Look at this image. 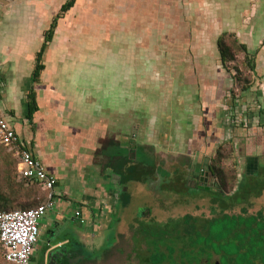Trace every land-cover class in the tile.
<instances>
[{
  "label": "crops",
  "instance_id": "obj_1",
  "mask_svg": "<svg viewBox=\"0 0 264 264\" xmlns=\"http://www.w3.org/2000/svg\"><path fill=\"white\" fill-rule=\"evenodd\" d=\"M66 1L0 0V112L57 179L55 207L50 210L55 220L72 214L76 224L72 236L44 247L43 264H92L87 258L104 259L120 229L130 226L133 232L143 219L130 214L136 186L143 185L156 196L187 194L188 188L174 184L178 180L187 184L191 177L197 191L215 190L202 172L229 139L242 153L236 158H244L241 180L251 186L263 181L264 21L260 30L253 27L260 0H248L251 11L243 14L239 26L230 22L233 1L194 0L202 25L174 42L169 31L159 57L149 43L141 58V48L133 46L131 64L127 57H119L121 50L113 60L106 55L96 59L90 48L72 41L62 42L69 48L62 53L57 41L68 13L44 55L40 83L34 84L45 32ZM182 1L187 7L188 0ZM208 2L214 4L212 13ZM224 33L244 44L256 64L252 87L242 93V101L236 99L227 108L225 98L231 99L235 82L218 48ZM79 48L89 54H75ZM78 77L85 78L81 89L76 86ZM150 79L151 85L145 86ZM143 88L148 93L141 94ZM33 89L38 111L31 122L28 95ZM101 101L108 109H102ZM137 210L152 214L153 208L143 205ZM78 211L84 223L75 218ZM45 225L41 223V230ZM113 234V246L106 247ZM99 249L104 252L100 259L85 254Z\"/></svg>",
  "mask_w": 264,
  "mask_h": 264
},
{
  "label": "rangeland",
  "instance_id": "obj_2",
  "mask_svg": "<svg viewBox=\"0 0 264 264\" xmlns=\"http://www.w3.org/2000/svg\"><path fill=\"white\" fill-rule=\"evenodd\" d=\"M230 1L234 2H232L233 5L230 4V11H233L229 13V15L233 17L230 22L239 26L242 21L241 17L244 13L251 11L252 5L248 0ZM263 2L264 0H260V3H258L260 5L258 8L261 10H259L258 15L253 19V27L258 30L263 27ZM185 4L186 3L182 0H80L79 5L69 12L62 24V31L57 41L61 46L60 51L64 53L69 49L62 44V42L72 41L76 45H84L86 48H90V54L92 57L95 56L96 59L104 58V55H106L108 60H113L115 59L114 56L116 52L121 50L119 52V57H127L125 61L131 64L132 60L130 54L132 53L131 50L133 46L135 48V46L138 45V48H141L138 51L141 58L147 53V51H144L142 48L149 43L151 44L150 47L156 48V54L157 57H159V54H163V44L168 37L169 31H171L173 37L172 41L174 42L179 36L187 38L189 30L203 23V20L196 16L198 3L194 0H188L187 7H184ZM207 4L208 11L212 13L215 9L211 6L214 4L209 2ZM186 8L187 12L184 14ZM254 10V12L258 11L257 8H254ZM9 29L10 28H8V30ZM29 47H31L30 44ZM122 48L127 49L126 54ZM160 48H162V50ZM136 51L137 48L134 52L136 53ZM77 53H81L80 57L84 54H89L88 51H83L82 48L75 50V54ZM178 55L179 53L177 51L174 56L177 57ZM233 66L234 65L231 66L232 69ZM149 77L153 78V76ZM148 82L149 85H145L147 87L151 85V79L148 80ZM84 83H86L85 78L78 77L76 86L81 89ZM79 89L76 90L78 91ZM155 89H157V86H155L154 90ZM146 90L147 89L143 88L141 94L148 93ZM233 90H231L230 93H232ZM241 95L242 93H240L238 97L240 101H242ZM225 100V103L224 100H222V103H224L227 108L228 104L232 103L234 99L231 97V99L225 98ZM99 104H101L102 109H108L107 102L101 101ZM226 143L233 146V151L230 157L225 159V167L227 169H236L238 181H240L243 174L244 158H239L242 157V153L239 148L235 146L236 142L234 139H229ZM237 156L239 157L236 158ZM1 172L0 166V174ZM209 179L210 186L215 187V185L218 184V181L214 180L211 175ZM247 184L249 185L248 181ZM31 187L34 189L39 199L43 201L46 198L47 194L42 187L37 185ZM253 187V194H251L250 198L252 206L249 208V215L255 217L259 216V212H262L264 218L263 181L255 183ZM236 189L237 187H229L227 192L231 195ZM258 191H260L259 195L257 193ZM215 197L224 199L213 189L187 194L182 192L177 195H167L164 192L156 196L148 192L143 185H139L135 188L134 209L130 214L131 218L133 216L138 218L139 211L137 209L146 205L147 207L153 208L152 219L160 223H166L171 219H178L187 214L193 215L194 217H205L210 219L214 216L212 211L216 210V207L212 208L210 199ZM227 201H229V199H227ZM240 211L241 207L235 209L236 214L240 213ZM73 218L74 216L71 214L65 216L63 221L58 222L55 220L54 215H52V211L49 210V212L46 213L41 222L42 225L44 222L46 225L42 226L41 236L35 246V253L31 264H43V249L50 241L54 242L65 236L73 235V230L76 225ZM246 222L249 225L255 223L254 219L247 220ZM49 224L51 226L48 228ZM221 225L222 224L218 226ZM258 225L261 226L262 222H259ZM120 232V237L116 243H114L115 234H113L106 244V247H111L114 243L111 252H108L104 259L93 261V264H141L138 258V256H140V251L137 248V239L134 242L131 241L133 233L132 227H122ZM235 249V247H230L227 252L233 255L237 254V249ZM103 253L104 252L100 251V249L92 253L89 251L85 252L90 258L95 257L97 259H100ZM1 255L2 248H0V264H6ZM71 262L72 261H69L68 263L71 264ZM234 262L237 263V260ZM246 264H248V262Z\"/></svg>",
  "mask_w": 264,
  "mask_h": 264
},
{
  "label": "trees",
  "instance_id": "obj_3",
  "mask_svg": "<svg viewBox=\"0 0 264 264\" xmlns=\"http://www.w3.org/2000/svg\"><path fill=\"white\" fill-rule=\"evenodd\" d=\"M78 0H67L61 7L60 12L54 18L50 29L45 32L44 43L37 54V64L33 74L34 84L40 83L41 75L45 70L44 55L48 46L53 42L59 21L63 19L77 4ZM218 48L221 61L228 73L233 76L235 86L232 91L233 101L238 99L239 94L248 91L254 82L256 64L254 57L247 47L229 33H224L218 40ZM233 66V69L231 66ZM29 112L28 119L32 122L38 111L37 95L33 90L28 95ZM233 146L225 143L218 148L216 156L211 160L208 169L202 173H210L217 180L216 191L222 198H211L210 204L214 216L210 219L194 217L187 214L178 219H171L166 223L156 222L153 225H141L133 231L137 236L136 244L140 252H146L145 258L140 254L142 264H191L199 263L202 258L207 259V252H224L228 257L223 263L229 264H264V218L263 213L259 216L249 215L251 194L253 185H248L246 180L238 181L236 169H227L224 161L230 157ZM20 158L15 146H5L0 142V210H28L43 205L48 198V192L36 182L25 179L18 170ZM205 180V179H204ZM249 184H251L248 181ZM40 186L46 192V198L42 201L31 186ZM174 185L188 188L190 193L198 190L194 178L189 177L187 184L178 180ZM236 188L229 195L228 188ZM264 191V178H263ZM258 195L260 191L257 192ZM229 201H227V199ZM241 207L240 213L235 209ZM253 217V218H252ZM254 219L255 223L247 224V220ZM228 221V222H227ZM259 222L262 225L259 226ZM222 224L221 226H218ZM139 238V239H138ZM141 239V240H140ZM235 247L237 254H231L228 248ZM1 248V247H0ZM235 249V250H236ZM150 253V255L148 254ZM197 254V255H196ZM2 259L8 263L3 255ZM204 256V257H203ZM207 257V258H206ZM1 259V257H0ZM237 260V263L234 261ZM239 260V262H238ZM92 263V259L86 260ZM90 261V262H89Z\"/></svg>",
  "mask_w": 264,
  "mask_h": 264
},
{
  "label": "built area",
  "instance_id": "obj_4",
  "mask_svg": "<svg viewBox=\"0 0 264 264\" xmlns=\"http://www.w3.org/2000/svg\"><path fill=\"white\" fill-rule=\"evenodd\" d=\"M0 142L5 146L16 147L20 158L19 173L25 179L40 184L48 192L47 201L37 208L0 210V247L5 260L11 264H31L41 234V221L55 207L57 179L48 173L45 165L22 142L17 131L1 112ZM75 218L85 222L81 211L75 213Z\"/></svg>",
  "mask_w": 264,
  "mask_h": 264
},
{
  "label": "flooded vegetation",
  "instance_id": "obj_5",
  "mask_svg": "<svg viewBox=\"0 0 264 264\" xmlns=\"http://www.w3.org/2000/svg\"><path fill=\"white\" fill-rule=\"evenodd\" d=\"M139 215L143 218L142 220H140V223H139V226H137L136 228H139L141 225H147V226H150V225H153L155 224L156 222H158L157 220L155 219H152V214H151V211L150 210H141ZM148 217L149 220H145L147 219ZM160 223V222H158ZM137 239V236H134V234L131 236V241H135ZM139 239V238H138ZM141 240V239H140ZM141 255H143L141 257V259L145 258L144 256H146V252H140ZM150 255V253H148ZM134 255V254H133ZM197 255V254H196ZM207 255L209 256L208 260L207 259H203L197 263V262H191V264H224L223 262V259L228 257V255L224 252H207ZM129 257V256H128ZM147 257V256H146ZM204 257V256H203ZM139 258V257H138ZM207 258V257H206ZM140 259V260H141ZM142 264V263H141ZM226 264H229V263H226Z\"/></svg>",
  "mask_w": 264,
  "mask_h": 264
},
{
  "label": "water",
  "instance_id": "obj_6",
  "mask_svg": "<svg viewBox=\"0 0 264 264\" xmlns=\"http://www.w3.org/2000/svg\"><path fill=\"white\" fill-rule=\"evenodd\" d=\"M203 176L206 177V182H208V181H209V177H210V173H206V174L203 173ZM202 188H203V187H201V189H202ZM76 261H78V260H76Z\"/></svg>",
  "mask_w": 264,
  "mask_h": 264
}]
</instances>
